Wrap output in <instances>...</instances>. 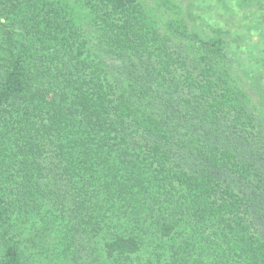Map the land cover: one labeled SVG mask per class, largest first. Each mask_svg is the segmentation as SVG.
Wrapping results in <instances>:
<instances>
[{
	"label": "trees",
	"instance_id": "trees-1",
	"mask_svg": "<svg viewBox=\"0 0 264 264\" xmlns=\"http://www.w3.org/2000/svg\"><path fill=\"white\" fill-rule=\"evenodd\" d=\"M0 264H264V0H0Z\"/></svg>",
	"mask_w": 264,
	"mask_h": 264
},
{
	"label": "rangeland",
	"instance_id": "rangeland-1",
	"mask_svg": "<svg viewBox=\"0 0 264 264\" xmlns=\"http://www.w3.org/2000/svg\"><path fill=\"white\" fill-rule=\"evenodd\" d=\"M89 249V248H88Z\"/></svg>",
	"mask_w": 264,
	"mask_h": 264
}]
</instances>
